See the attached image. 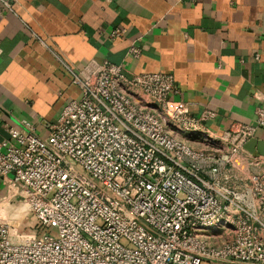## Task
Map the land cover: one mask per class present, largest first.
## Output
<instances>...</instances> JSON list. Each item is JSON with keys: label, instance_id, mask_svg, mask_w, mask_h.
I'll return each instance as SVG.
<instances>
[{"label": "built area", "instance_id": "2783aa9c", "mask_svg": "<svg viewBox=\"0 0 264 264\" xmlns=\"http://www.w3.org/2000/svg\"><path fill=\"white\" fill-rule=\"evenodd\" d=\"M13 1L0 3L12 10ZM140 55L128 47L127 58ZM66 68L80 96L46 136L27 127L10 130L15 144L0 141V177L17 186L40 229L19 234L0 216V264H264V180L240 176L231 160L264 128V94L252 124L217 134L224 150L204 151L167 129L208 136L203 123L215 117L171 101V74L127 76L122 65L94 59Z\"/></svg>", "mask_w": 264, "mask_h": 264}, {"label": "crops", "instance_id": "0c3cea01", "mask_svg": "<svg viewBox=\"0 0 264 264\" xmlns=\"http://www.w3.org/2000/svg\"><path fill=\"white\" fill-rule=\"evenodd\" d=\"M114 28L122 33L110 39ZM131 45L138 59L126 57ZM91 59L122 65L127 76L171 74V101L194 117L205 109L215 117L203 123L208 136L176 125L169 133L193 149L222 151L216 135L252 124L255 97L264 94V0H14L12 10L0 3V141L15 144L10 130L27 127L45 137L63 105L80 96L66 66ZM120 86L146 105L138 90ZM246 145L232 155L233 169L264 180V161L253 164L264 156V128ZM16 191L0 177V213L19 222L28 211Z\"/></svg>", "mask_w": 264, "mask_h": 264}, {"label": "rangeland", "instance_id": "374dc122", "mask_svg": "<svg viewBox=\"0 0 264 264\" xmlns=\"http://www.w3.org/2000/svg\"><path fill=\"white\" fill-rule=\"evenodd\" d=\"M20 202V201H19ZM17 201L16 204H21ZM3 218L6 219L7 216H1ZM7 220V219H6ZM13 227H15L17 229V232L20 234H29V233H33V232H39L40 229H39V226H38V223L36 222L34 216L30 213V212H27L25 217L17 222L15 220H7ZM18 224H20V226L18 227ZM41 233V232H40ZM39 234V233H38ZM53 234V232H52ZM228 237L227 236H222L220 238H217V240H214L212 244L214 245H218V244H221L223 241L227 240Z\"/></svg>", "mask_w": 264, "mask_h": 264}, {"label": "bare ground", "instance_id": "6f19581e", "mask_svg": "<svg viewBox=\"0 0 264 264\" xmlns=\"http://www.w3.org/2000/svg\"><path fill=\"white\" fill-rule=\"evenodd\" d=\"M22 205H23V207H25L26 210L28 211V207H27L25 204H23V203H22ZM6 213H7V212H6ZM6 213L4 214V216H7L6 219H7V220H10V216H9L8 214H6ZM0 216H3V215L0 213ZM2 218H3V217H2ZM4 219H5V218H4Z\"/></svg>", "mask_w": 264, "mask_h": 264}, {"label": "water", "instance_id": "95a60500", "mask_svg": "<svg viewBox=\"0 0 264 264\" xmlns=\"http://www.w3.org/2000/svg\"><path fill=\"white\" fill-rule=\"evenodd\" d=\"M250 144L252 143H255V144H258L259 145V143H257V141L255 142V141H251V142H249ZM244 147H247V145L246 146H244ZM260 146H258V148H259ZM261 152V154L262 155H264V151H260Z\"/></svg>", "mask_w": 264, "mask_h": 264}]
</instances>
